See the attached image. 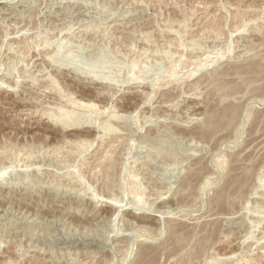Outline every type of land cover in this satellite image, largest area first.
<instances>
[{"label": "rangeland", "instance_id": "rangeland-1", "mask_svg": "<svg viewBox=\"0 0 264 264\" xmlns=\"http://www.w3.org/2000/svg\"><path fill=\"white\" fill-rule=\"evenodd\" d=\"M0 264H264V0H0Z\"/></svg>", "mask_w": 264, "mask_h": 264}, {"label": "bare ground", "instance_id": "bare-ground-1", "mask_svg": "<svg viewBox=\"0 0 264 264\" xmlns=\"http://www.w3.org/2000/svg\"><path fill=\"white\" fill-rule=\"evenodd\" d=\"M4 9H5V8H4ZM12 10H13V9H12ZM82 12H83V11H82ZM194 99H195V98H194ZM122 135H123V134H122ZM194 143H195V142H194ZM197 143H198V142H197ZM191 144H193V143H190V145H191ZM199 144H200V143H199ZM192 147H193V146H192ZM193 152H194V151H193ZM193 152H192V154L195 155ZM95 155H96V154H95ZM107 161H108V160H107ZM110 163H111V162H110ZM110 163L108 162V164H110ZM108 164H107V165H108ZM102 165L105 167V166H106V161H105V163L103 162ZM111 165H112V164H111ZM111 165H110V166L108 165L109 167L106 168V169H109V168L111 167ZM108 172H109V170H108ZM247 176H248V175H247ZM232 186H233V185H232ZM159 198H160V197H159ZM163 198H164V197H163ZM107 207H108V206H107ZM111 208H112V207H111ZM149 208H150V207H149ZM153 210H154V209H153ZM159 210H160V209H159ZM156 211H157V210H156ZM134 213H135V212H134ZM137 213H138V212H137ZM149 214H150V213H149ZM159 214H160V213H159ZM160 215H161V214H160ZM141 216H142V217H146V216H149V215L146 214V213H143V214H141ZM157 216H158V215H157ZM154 217H155V216H154ZM133 218H134V217H133ZM146 218H147V217H146ZM135 222H136V221H135ZM148 222H149V221H148ZM231 227H232V226H231ZM150 238H151V237H150Z\"/></svg>", "mask_w": 264, "mask_h": 264}]
</instances>
